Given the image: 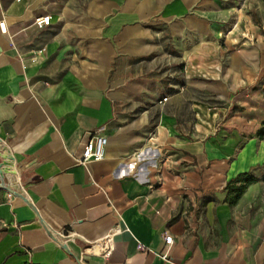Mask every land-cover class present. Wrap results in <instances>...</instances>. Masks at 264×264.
<instances>
[{
  "label": "crops",
  "instance_id": "1",
  "mask_svg": "<svg viewBox=\"0 0 264 264\" xmlns=\"http://www.w3.org/2000/svg\"><path fill=\"white\" fill-rule=\"evenodd\" d=\"M210 12L194 0H0V264H264V179L233 205L224 190L264 164V118H244L255 107L236 99L242 111L217 131L194 122L195 91L227 90L190 77L210 56ZM255 54L229 61L233 89L256 79ZM95 132L104 157L80 164ZM112 230L109 256L85 250Z\"/></svg>",
  "mask_w": 264,
  "mask_h": 264
},
{
  "label": "rangeland",
  "instance_id": "2",
  "mask_svg": "<svg viewBox=\"0 0 264 264\" xmlns=\"http://www.w3.org/2000/svg\"><path fill=\"white\" fill-rule=\"evenodd\" d=\"M203 2H210L211 5V51L209 58L204 61V66L202 60H193V72L190 77L195 81L211 84L224 81L227 90L225 93L195 91V98H203V104L195 107L194 122L200 125L199 130L217 131L231 116L242 111L236 99L246 102L244 109L251 104L255 107L246 113L243 112L244 118L251 116L260 121L264 118V0H194L195 4ZM241 53L246 54L247 61H250V54L256 53L253 55V61L258 64L257 77L252 83L244 86L245 90L240 89L241 87L232 88L233 75L223 76L230 66L229 61H235L232 57ZM246 93H249L248 97H245ZM188 111L191 113L190 107ZM184 126H189L191 130L190 123ZM253 173L263 180L264 164ZM262 184L264 195V183Z\"/></svg>",
  "mask_w": 264,
  "mask_h": 264
},
{
  "label": "built area",
  "instance_id": "3",
  "mask_svg": "<svg viewBox=\"0 0 264 264\" xmlns=\"http://www.w3.org/2000/svg\"><path fill=\"white\" fill-rule=\"evenodd\" d=\"M51 21V16L49 14L42 15L34 18L33 23L38 28H43L48 26ZM6 31V23L3 18H0V32ZM163 101L166 100V97L162 99ZM107 144V137L99 132H95L89 135L88 139L83 145V151L81 157L78 159L80 164H85L89 161H97L101 160L105 154V147ZM115 234V230L108 232L103 238L91 243L89 246L85 248L86 251L90 253H94L100 255L102 257H107L111 253L113 249V235ZM62 237L66 239H74V233L67 232V233H60ZM164 249L159 252V256L164 259L168 260V249L171 246L173 240L170 234H164ZM136 246L138 250H148V246L140 242L139 240L136 241Z\"/></svg>",
  "mask_w": 264,
  "mask_h": 264
},
{
  "label": "trees",
  "instance_id": "4",
  "mask_svg": "<svg viewBox=\"0 0 264 264\" xmlns=\"http://www.w3.org/2000/svg\"><path fill=\"white\" fill-rule=\"evenodd\" d=\"M264 133V119L261 121L260 129H258V135L261 137ZM258 177L253 171H245L238 173L235 177L230 179L224 186L226 191L225 201L233 205L240 198L247 185L255 182Z\"/></svg>",
  "mask_w": 264,
  "mask_h": 264
},
{
  "label": "water",
  "instance_id": "5",
  "mask_svg": "<svg viewBox=\"0 0 264 264\" xmlns=\"http://www.w3.org/2000/svg\"><path fill=\"white\" fill-rule=\"evenodd\" d=\"M1 183H2V186L6 187L3 183V181ZM12 192L18 194L20 197H22L23 199H25L28 202L27 198L25 196H23L22 194H20L19 192H15L14 190H12ZM64 248L67 249V246H64Z\"/></svg>",
  "mask_w": 264,
  "mask_h": 264
}]
</instances>
